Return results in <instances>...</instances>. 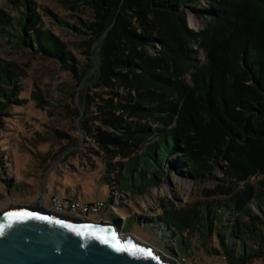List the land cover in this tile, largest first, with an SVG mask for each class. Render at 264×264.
<instances>
[{
	"label": "trees",
	"instance_id": "1",
	"mask_svg": "<svg viewBox=\"0 0 264 264\" xmlns=\"http://www.w3.org/2000/svg\"><path fill=\"white\" fill-rule=\"evenodd\" d=\"M8 1L23 12L15 18L0 10V35L57 61L75 79L73 116L97 151L109 193L142 195L166 168L218 181L197 208H159L151 216L173 243L165 249L172 264L194 251L226 264L264 261V0H60L92 13V21L69 25L73 35H86V64L41 28L31 0ZM187 12L201 29L188 25ZM22 92L18 71L0 59V125ZM46 135L34 138L40 159L70 144L58 131ZM5 188L11 196L34 193L9 180ZM110 202L109 194L102 203Z\"/></svg>",
	"mask_w": 264,
	"mask_h": 264
},
{
	"label": "rangeland",
	"instance_id": "2",
	"mask_svg": "<svg viewBox=\"0 0 264 264\" xmlns=\"http://www.w3.org/2000/svg\"><path fill=\"white\" fill-rule=\"evenodd\" d=\"M38 15L42 29L51 30L61 42L67 43V49L80 63L88 59L83 51L81 37L73 35L69 25L78 26L80 21H92V13L83 8L71 10L60 0H31ZM0 10L18 18L23 8L17 10L8 0H0ZM58 20L66 24L58 23ZM188 25L194 29L202 28V22L191 17ZM94 64L98 62L95 46L91 48ZM199 60L202 54L199 53ZM0 59L11 64L19 73L20 85L25 89L20 104L10 103L6 113L1 115L0 125V211L9 209H28L50 213L53 196H68L82 203L111 202L109 211L102 212L95 221L112 222L121 234H131L139 242L152 245L167 258L166 247L173 243L164 231V224L154 222L151 216L159 208L169 212L197 208L200 202L211 200L205 192L214 190L217 180L194 181L171 173L166 168L165 177L142 195H120L101 181L102 165L98 154L89 139L82 135L78 119L73 116L77 105V93L73 95L76 84L72 74L64 70L57 61L35 54L28 48H17L14 42L8 43L0 35ZM92 86L88 87L90 90ZM89 93V92H88ZM74 96L73 98L71 96ZM51 130L62 133L68 145L54 147L49 156L40 159V153L34 148L37 133L46 135ZM42 152L47 147L38 145ZM215 177H221V169L214 171ZM30 188L32 196H11L7 194L5 182ZM26 192L23 193V195ZM116 195V196H114ZM4 200V201H3ZM235 216L226 217V224L235 222ZM154 218V216H153ZM210 244L214 243L212 237ZM163 256V255H162ZM163 256V257H165ZM176 264H226L224 260L205 258L203 252L194 251L192 259H180ZM252 264H264L262 259Z\"/></svg>",
	"mask_w": 264,
	"mask_h": 264
},
{
	"label": "water",
	"instance_id": "3",
	"mask_svg": "<svg viewBox=\"0 0 264 264\" xmlns=\"http://www.w3.org/2000/svg\"><path fill=\"white\" fill-rule=\"evenodd\" d=\"M125 246L150 250L152 257L147 251L117 250ZM162 255L129 233L122 235L112 222L69 220L28 209L0 211V264H172Z\"/></svg>",
	"mask_w": 264,
	"mask_h": 264
},
{
	"label": "built area",
	"instance_id": "4",
	"mask_svg": "<svg viewBox=\"0 0 264 264\" xmlns=\"http://www.w3.org/2000/svg\"><path fill=\"white\" fill-rule=\"evenodd\" d=\"M53 205L50 213L69 220H84L96 222V217H100L103 212L109 211L110 206L100 201L93 203H82L74 199L69 200L65 196H53Z\"/></svg>",
	"mask_w": 264,
	"mask_h": 264
},
{
	"label": "snow or ice",
	"instance_id": "5",
	"mask_svg": "<svg viewBox=\"0 0 264 264\" xmlns=\"http://www.w3.org/2000/svg\"><path fill=\"white\" fill-rule=\"evenodd\" d=\"M21 215H23V214H21ZM33 215H34V214H33ZM105 242L107 243V241H105ZM117 250H118V251H128L130 255H135L136 252L144 253L145 251H147V256H148L149 258L152 257V253H151L150 250H145V249H143V248H139L138 246H133L132 249L127 248V246H125V247H123V248L118 247Z\"/></svg>",
	"mask_w": 264,
	"mask_h": 264
}]
</instances>
